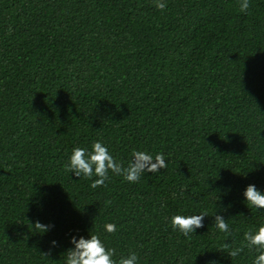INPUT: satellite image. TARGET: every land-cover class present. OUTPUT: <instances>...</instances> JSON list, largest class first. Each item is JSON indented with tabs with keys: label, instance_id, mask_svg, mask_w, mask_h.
Masks as SVG:
<instances>
[{
	"label": "trees",
	"instance_id": "obj_1",
	"mask_svg": "<svg viewBox=\"0 0 264 264\" xmlns=\"http://www.w3.org/2000/svg\"><path fill=\"white\" fill-rule=\"evenodd\" d=\"M0 264H264V0H0Z\"/></svg>",
	"mask_w": 264,
	"mask_h": 264
}]
</instances>
